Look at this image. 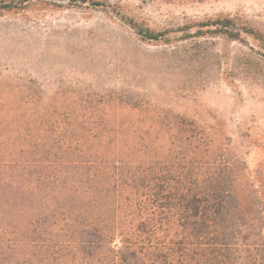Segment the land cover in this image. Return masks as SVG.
<instances>
[{
	"label": "rangeland",
	"instance_id": "rangeland-1",
	"mask_svg": "<svg viewBox=\"0 0 264 264\" xmlns=\"http://www.w3.org/2000/svg\"><path fill=\"white\" fill-rule=\"evenodd\" d=\"M225 18L264 38V0H0V235L14 264H69L55 242L93 209L79 192L99 162L170 179L178 132L201 135L198 159L264 211V44L230 38Z\"/></svg>",
	"mask_w": 264,
	"mask_h": 264
},
{
	"label": "trees",
	"instance_id": "trees-1",
	"mask_svg": "<svg viewBox=\"0 0 264 264\" xmlns=\"http://www.w3.org/2000/svg\"><path fill=\"white\" fill-rule=\"evenodd\" d=\"M218 22L230 38H240L241 31L264 44L250 27L233 31L231 19ZM128 23L147 38L161 35L132 19ZM174 138L181 151L170 179H141L128 171L126 160L99 162L94 189L79 192L91 195L86 203L93 209L67 216L69 227L61 230L55 253L69 256V264H264V211L255 208L256 198L224 176L221 164L198 159V146L206 143L201 135L185 131ZM7 236L0 235L6 253L0 252V264H14V240Z\"/></svg>",
	"mask_w": 264,
	"mask_h": 264
}]
</instances>
